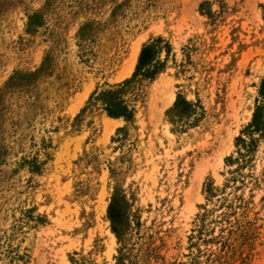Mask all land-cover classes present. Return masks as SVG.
I'll list each match as a JSON object with an SVG mask.
<instances>
[{
	"label": "rangeland",
	"instance_id": "1",
	"mask_svg": "<svg viewBox=\"0 0 264 264\" xmlns=\"http://www.w3.org/2000/svg\"><path fill=\"white\" fill-rule=\"evenodd\" d=\"M0 264H264V0H0Z\"/></svg>",
	"mask_w": 264,
	"mask_h": 264
},
{
	"label": "bare ground",
	"instance_id": "2",
	"mask_svg": "<svg viewBox=\"0 0 264 264\" xmlns=\"http://www.w3.org/2000/svg\"><path fill=\"white\" fill-rule=\"evenodd\" d=\"M139 51H140V49L138 50V52H139ZM138 52H137V53H138Z\"/></svg>",
	"mask_w": 264,
	"mask_h": 264
}]
</instances>
